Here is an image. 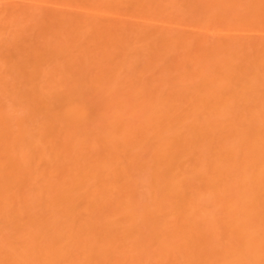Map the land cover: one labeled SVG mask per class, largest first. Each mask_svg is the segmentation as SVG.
<instances>
[{"label": "bare ground", "instance_id": "obj_1", "mask_svg": "<svg viewBox=\"0 0 264 264\" xmlns=\"http://www.w3.org/2000/svg\"><path fill=\"white\" fill-rule=\"evenodd\" d=\"M0 264H264V0H0Z\"/></svg>", "mask_w": 264, "mask_h": 264}]
</instances>
